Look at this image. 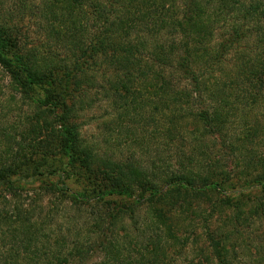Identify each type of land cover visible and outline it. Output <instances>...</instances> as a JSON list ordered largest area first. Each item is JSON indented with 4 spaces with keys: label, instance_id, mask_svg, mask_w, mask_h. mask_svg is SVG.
I'll use <instances>...</instances> for the list:
<instances>
[{
    "label": "trees",
    "instance_id": "obj_1",
    "mask_svg": "<svg viewBox=\"0 0 264 264\" xmlns=\"http://www.w3.org/2000/svg\"><path fill=\"white\" fill-rule=\"evenodd\" d=\"M16 1L0 0V264H177L199 227L206 264H264L244 232L264 228V0ZM94 91L115 112L96 144L77 122ZM140 123L153 150L119 156L115 129L135 141ZM36 182L46 209L23 202Z\"/></svg>",
    "mask_w": 264,
    "mask_h": 264
},
{
    "label": "rangeland",
    "instance_id": "obj_2",
    "mask_svg": "<svg viewBox=\"0 0 264 264\" xmlns=\"http://www.w3.org/2000/svg\"><path fill=\"white\" fill-rule=\"evenodd\" d=\"M3 7L8 8L6 11H9L10 9H16L17 1L16 0H3ZM5 11V10H4ZM16 17V14H15ZM30 24V22L28 23ZM7 78L6 76L1 72L0 70V97L3 100L0 102V117L6 116L8 106L6 99L9 97V90L7 88ZM2 104V106H1ZM27 103L19 102L17 101V104L13 107V111H10L9 117H11V121H18L21 120L23 116V112L27 113V111L30 110V108L26 105ZM22 106V107H21ZM2 115V116H1ZM113 115H115V112L113 113V110L109 107L108 102L104 101L103 98L100 96L98 92H92L88 98V103L86 105V108L84 111L80 112V115L78 116L77 122L79 123L80 130L82 133V136L88 140L89 142H92L94 144L101 142L103 133L105 131V128L103 129V122H107L110 120ZM4 122H6V119H4ZM127 124V123H126ZM134 124L133 128L135 129L136 125ZM141 128L143 130L142 133L138 132V129H135V134H138L140 139L139 140H130L128 133L126 130L120 131L119 129L114 131L113 134H116L115 137H117L119 145V152L121 157L123 158H129L130 152L133 150L139 155L143 153L142 160H146L147 156L149 154L150 150H153V146L155 145L156 141L150 136L149 133H151V128L147 125V123H140ZM144 126V129H143ZM150 136V137H149ZM141 137H143L141 139ZM115 140V139H113ZM112 140V141H113ZM139 143L141 145L139 146ZM255 149L260 152V142L254 145ZM223 153L228 158L224 161L226 165L232 166L233 163L231 161V158L228 154V151L223 149ZM137 155V156H138ZM39 183L36 182L34 184H28L25 186L26 190H24L23 198L26 202L25 204H30L39 207H44L46 209L48 201L50 200L48 195H45L42 193L41 189L38 188ZM26 206V205H25ZM87 210L90 211V209L87 207ZM196 223H200V219L195 216ZM264 228H260V225H256L254 227H251V229L247 230L245 229V233L249 234L251 239L253 241L251 244H255V239L260 241V244L264 245ZM202 229L199 227L196 229L192 235V240L187 245L185 250L181 251V254L177 256V264H206V260L208 259L205 255L209 253V250H207V242L205 241V237L203 236ZM261 257L260 260H264V251H261ZM258 258V259H259ZM248 259V258H246Z\"/></svg>",
    "mask_w": 264,
    "mask_h": 264
}]
</instances>
